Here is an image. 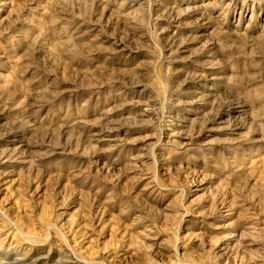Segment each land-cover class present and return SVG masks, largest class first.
<instances>
[{
	"label": "rangeland",
	"instance_id": "obj_1",
	"mask_svg": "<svg viewBox=\"0 0 264 264\" xmlns=\"http://www.w3.org/2000/svg\"><path fill=\"white\" fill-rule=\"evenodd\" d=\"M0 264H264V0H0Z\"/></svg>",
	"mask_w": 264,
	"mask_h": 264
}]
</instances>
